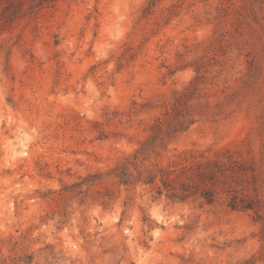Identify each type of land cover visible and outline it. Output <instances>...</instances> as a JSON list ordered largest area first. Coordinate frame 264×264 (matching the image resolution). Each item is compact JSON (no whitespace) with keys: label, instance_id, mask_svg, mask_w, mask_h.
Here are the masks:
<instances>
[{"label":"rangeland","instance_id":"rangeland-1","mask_svg":"<svg viewBox=\"0 0 264 264\" xmlns=\"http://www.w3.org/2000/svg\"><path fill=\"white\" fill-rule=\"evenodd\" d=\"M10 1L0 264H264V0Z\"/></svg>","mask_w":264,"mask_h":264},{"label":"trees","instance_id":"trees-1","mask_svg":"<svg viewBox=\"0 0 264 264\" xmlns=\"http://www.w3.org/2000/svg\"><path fill=\"white\" fill-rule=\"evenodd\" d=\"M56 1L57 0H11L8 5L18 7L19 4L28 3V9L31 13H33L38 9L55 4ZM164 130L165 129L163 128L162 121L158 119L157 122L152 127V132L150 136L141 143L140 147L133 154V157L131 159L129 158L126 159L128 161H126L125 163H121L117 167H115L116 170L115 175L116 177L119 178L121 183L128 184L131 182L133 177V171H131L130 166L132 165L135 166V164L139 159H140V164L143 163L144 161H147L149 159L150 151L152 152L156 150L158 142H160V144L163 146L166 144V139L163 137ZM177 130L173 129L167 131L166 134L168 136H171ZM140 166L144 167L143 165ZM155 178L156 175L153 173V170L144 167L143 169L140 170L139 176L137 177V181L144 184H150L155 181ZM159 193L160 194L162 193V189L159 190ZM192 195H194V191L193 192L186 191L182 193L181 198L186 199L188 197H191ZM204 196L210 202L215 201V196L210 191H206V193H204ZM230 205L235 209H239V207L242 208L249 207V206H241V204L237 203L235 199L231 201Z\"/></svg>","mask_w":264,"mask_h":264}]
</instances>
